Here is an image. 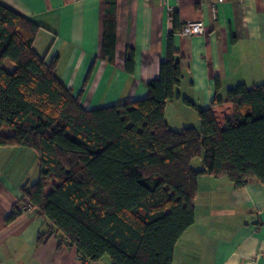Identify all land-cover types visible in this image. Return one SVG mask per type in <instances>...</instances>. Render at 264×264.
I'll return each mask as SVG.
<instances>
[{"label": "trees", "instance_id": "obj_1", "mask_svg": "<svg viewBox=\"0 0 264 264\" xmlns=\"http://www.w3.org/2000/svg\"><path fill=\"white\" fill-rule=\"evenodd\" d=\"M102 57L116 62L118 0H104ZM167 54L146 97L87 108L35 47L42 24L0 1V146H24L38 154L40 174L21 186L7 221L30 203L59 248H78L82 259L111 264H172L176 245L195 221L199 176L227 177L235 188L254 180L264 186V81L237 84L213 105L233 104L219 120L213 107L198 110L200 126L174 129L169 101L180 95L183 55L174 37L182 27L170 15ZM15 63L12 71L3 62ZM128 48L125 71L135 73ZM92 63L85 82L93 72ZM5 129H10L11 133ZM204 157L197 169L193 160Z\"/></svg>", "mask_w": 264, "mask_h": 264}, {"label": "crops", "instance_id": "obj_2", "mask_svg": "<svg viewBox=\"0 0 264 264\" xmlns=\"http://www.w3.org/2000/svg\"><path fill=\"white\" fill-rule=\"evenodd\" d=\"M0 1L42 24L36 49L48 62L55 60L61 78L75 95L82 93L87 108L147 96V82L160 75L166 58L174 11L183 24L199 19L206 24L203 34L175 33L184 76L180 95L166 106L174 129L200 126L198 110L185 98L213 107L224 125L233 104L213 105L214 99L225 98L237 84L264 81V0H118L115 63L102 57L104 0ZM128 48L136 52L133 75L125 71ZM39 174L35 150L0 146V264H111L104 258L84 261L76 246L59 248L56 233L37 245L47 225L35 208L6 220L22 197V184ZM172 264H264V186L252 180L235 188L227 177L200 175L195 221L178 241Z\"/></svg>", "mask_w": 264, "mask_h": 264}, {"label": "built area", "instance_id": "obj_3", "mask_svg": "<svg viewBox=\"0 0 264 264\" xmlns=\"http://www.w3.org/2000/svg\"><path fill=\"white\" fill-rule=\"evenodd\" d=\"M150 1V0H148ZM167 1V0H163ZM202 1V0H199ZM224 0H216V2H222ZM206 32V24L204 20H188L183 27L181 28V33L184 35H195V34H203ZM34 209L30 203L22 206L23 212H28Z\"/></svg>", "mask_w": 264, "mask_h": 264}, {"label": "rangeland", "instance_id": "obj_4", "mask_svg": "<svg viewBox=\"0 0 264 264\" xmlns=\"http://www.w3.org/2000/svg\"><path fill=\"white\" fill-rule=\"evenodd\" d=\"M3 65L6 69H9V71H12L11 69L15 68V63L12 62L9 58H6L3 62ZM14 66V68H12ZM193 121V119H191ZM191 125V124H190ZM183 129L182 127L177 128V130ZM34 150V149H33ZM193 166L197 169L203 168L204 167V157L203 156H198L193 160ZM34 182V181H33ZM104 259L110 260V257L106 255Z\"/></svg>", "mask_w": 264, "mask_h": 264}]
</instances>
